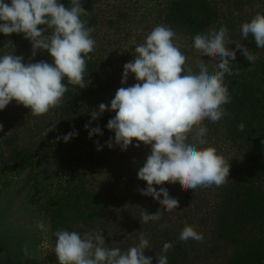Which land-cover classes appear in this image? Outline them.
I'll use <instances>...</instances> for the list:
<instances>
[{"label": "clouds", "instance_id": "1", "mask_svg": "<svg viewBox=\"0 0 264 264\" xmlns=\"http://www.w3.org/2000/svg\"><path fill=\"white\" fill-rule=\"evenodd\" d=\"M88 15L81 0H70L67 7L60 0H10V3L0 0V33L5 36L23 34L32 44L33 57L38 50H45L53 61L25 63L22 56L14 55L12 42L8 41L7 46L13 49V54L0 56V110L15 100L33 116H42L62 105L68 91L65 79L67 84L80 89L86 87L85 58L96 45L91 35L95 29L88 27L87 19H83ZM241 34L245 39L251 35L256 47L264 48V14L257 13L244 22ZM175 39L176 33L171 27L155 26L145 41L135 47L134 59L123 65L121 84L127 83L130 73L137 82L117 89L110 107L101 103L98 111L91 113L96 120L106 110L115 112L107 128L114 132V142L121 150H127L133 140L137 141V148L141 143L150 146V154L137 173L147 187L139 191L158 201L161 209L152 214L141 209L140 222L143 223L159 221L164 212L179 207V200L171 197L166 188L160 187L157 191L153 185L179 183L188 191L212 185L221 187L228 181L229 161L218 154L215 147H203L207 144L208 132L204 121L216 123L229 115L224 107L231 102L225 74L239 75V69L233 73L231 68L237 50L251 63L257 59L239 42L235 43V50L228 47L232 41L225 26L194 36L193 47L200 57L219 58L212 72L208 63L198 59L197 72L187 66L188 57ZM84 127L88 129L89 124ZM244 128L243 123L238 125L240 131ZM0 131H3V124H0ZM93 134L103 133L96 127L89 131L90 137ZM75 135L76 132H69L57 140L68 142ZM107 146L113 147L112 138ZM36 227L45 233L48 231L43 220L37 221ZM54 235L58 264H152L153 258L144 254L149 241L143 232L138 245L123 251L108 247L102 232L98 231L81 235L77 231L59 229ZM179 238L197 242L204 239L203 233L189 225H185ZM172 247L165 242L162 252L167 253ZM23 252L30 258L27 245ZM156 259L157 264H168L164 254Z\"/></svg>", "mask_w": 264, "mask_h": 264}, {"label": "rangeland", "instance_id": "2", "mask_svg": "<svg viewBox=\"0 0 264 264\" xmlns=\"http://www.w3.org/2000/svg\"><path fill=\"white\" fill-rule=\"evenodd\" d=\"M171 1L173 0L93 2L87 26L95 29L91 35L96 45L95 50L88 54V59L96 66V77L94 75L93 78L97 82L94 83V79L92 80L95 90H99L101 86L108 88L102 96L104 99L101 102H106L103 104L110 107L117 89L132 86L137 82L134 74L130 73L127 83L121 84L123 65L134 59L135 47L145 41L147 34L155 26L166 25L164 12L166 5ZM207 1L215 8L218 20L205 33L226 26L232 41L228 47L232 50H235L236 42L243 41L241 25L264 11V0ZM6 2L10 3V0ZM174 32L176 45L188 57L187 66L198 72L197 60L202 58L212 72L213 65L219 62V58L200 57L193 47V38L179 29H174ZM8 41L12 42L14 55L22 56L25 63L42 60L53 62L45 50H38L33 57L31 42L16 33L10 36L0 33V56L13 54V49L7 46ZM89 110L84 118L89 128L85 130L83 140L90 142L94 138V143L91 159L88 156V161L85 160L79 171L74 170L76 165H69L65 153L57 149L47 155L45 160L34 163L32 168H36L35 171L29 168L21 169L19 164L13 163L15 159L23 160L26 153L35 152L38 145L47 138L45 133L49 134L56 130L54 127L62 126L65 118L61 106L51 109L45 115L33 116L29 109L13 100L4 110H0V124H3V131H0V214H5L10 219L16 218L29 228L32 237L36 238L35 264H58L54 251L56 243L54 233L59 229L77 231L81 235L88 231L102 232L108 247H118L122 251L138 245L140 233L143 232L149 241L144 254L153 258L152 264H157L156 256L160 254L169 258L167 253L162 252L163 245L165 242L173 245L171 240L174 239L182 248L178 262L223 264L220 257L229 246L222 242L224 240L221 239L220 230L217 232L214 229L218 204L220 203V207L222 204L218 195L221 194L220 190L231 184H227L228 182L241 175L247 152L245 143L240 140L234 141L235 138L223 119L216 123L205 120L208 132L205 137L207 144L203 147H215L218 154L229 161L228 181L221 187L212 185L188 191H184L179 183L153 185L157 191L160 187L166 188L171 197L179 200V207L172 212H164L159 221L143 223L140 222L141 209L149 214L161 209L158 201L151 196L141 195L139 191L147 187L145 181L138 179L137 173L150 154V146L141 143L137 148L135 147L137 141L133 140L127 150H121L114 142V132L107 128V123L114 118L115 112L106 110L93 120L91 113L96 110ZM96 127H99L103 134H93L90 137L89 131ZM110 138L113 140L112 148L107 146ZM98 147L100 150H97ZM85 150H90L89 146ZM30 172L38 173L41 183L45 182L39 187L38 198L44 206L42 209L30 202V193L23 188ZM70 181L72 183L68 185ZM59 187H67L66 200L62 204L68 203L69 211L56 225L51 218L56 210L65 209L58 208L61 202L53 201L61 192ZM92 196H96L98 201L93 200ZM77 200L80 208L76 205L73 208V203ZM47 204L51 207L45 211ZM40 220L48 227L46 233L36 227L37 221ZM185 225L203 233V241L180 240V233Z\"/></svg>", "mask_w": 264, "mask_h": 264}, {"label": "trees", "instance_id": "3", "mask_svg": "<svg viewBox=\"0 0 264 264\" xmlns=\"http://www.w3.org/2000/svg\"><path fill=\"white\" fill-rule=\"evenodd\" d=\"M94 1L81 0L82 6L89 13L87 17H83L88 23ZM60 3L66 7L70 6V0H60ZM261 14H264V11ZM163 18L165 24L173 30L179 29L187 36L194 38L195 35L204 34L207 29L215 25L218 14L207 0H173L166 5ZM242 40L241 44L249 48L257 59L255 63H251L245 59L241 51L237 50L236 59L231 62V68L233 73L239 69V75L225 74V83L231 96V102L224 106L229 115L223 120L235 138L234 141L244 142L247 152L241 175L232 182H228L227 184H231L227 185V188L220 190L221 194L218 197L222 204L221 207L220 203L218 204L214 229L217 232L220 230L221 239L224 240L222 242L229 246V249L224 251V256L220 257L223 264H264V48H257L251 35ZM85 59L87 63L84 76L86 87L80 89L78 86L67 84L65 79L68 91L61 105L65 122L62 126L54 127L56 130L54 129L47 135L35 152L26 153L23 160L21 158L13 161L14 164H19L21 169H34L32 168L34 163L45 160L47 155L55 149L65 153L69 165H76L74 170L79 171L85 160L88 161V156L91 159L94 138L90 142L83 140L86 130L84 118L87 111H90L89 109L98 111V106L106 103L101 101L108 88L101 86L99 90H95L93 81L95 83L97 80L93 77L94 75L96 77V66L92 64L88 56ZM240 123L245 125L243 131L238 129ZM73 131L77 135L68 142H64L63 139L57 140V137H63ZM88 146L90 150L86 151ZM43 183L38 173L30 172L23 184V188L30 193V202L36 204L35 206L38 205L39 209L44 207L38 198L39 187ZM71 183L72 181L68 182V185ZM66 188L59 187L61 192L53 199V201L61 202L58 208L65 207V209L56 210L51 218L53 224L56 225L69 211V204H62L66 200ZM92 199L98 201L96 196H92ZM75 205L79 206V200L73 203V208ZM50 207L47 204L45 211ZM174 240H171L173 247L167 252L168 262L169 264H182L181 261L178 262L182 248Z\"/></svg>", "mask_w": 264, "mask_h": 264}, {"label": "flooded vegetation", "instance_id": "4", "mask_svg": "<svg viewBox=\"0 0 264 264\" xmlns=\"http://www.w3.org/2000/svg\"><path fill=\"white\" fill-rule=\"evenodd\" d=\"M35 239L21 221L0 214V264H35ZM26 245L30 258L23 252Z\"/></svg>", "mask_w": 264, "mask_h": 264}]
</instances>
